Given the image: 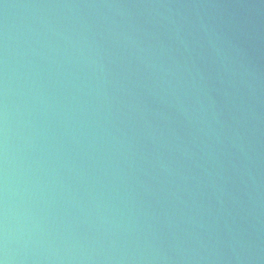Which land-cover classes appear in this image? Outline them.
Instances as JSON below:
<instances>
[{"label":"water","instance_id":"1","mask_svg":"<svg viewBox=\"0 0 264 264\" xmlns=\"http://www.w3.org/2000/svg\"><path fill=\"white\" fill-rule=\"evenodd\" d=\"M264 264V0H0V258Z\"/></svg>","mask_w":264,"mask_h":264},{"label":"clouds","instance_id":"2","mask_svg":"<svg viewBox=\"0 0 264 264\" xmlns=\"http://www.w3.org/2000/svg\"><path fill=\"white\" fill-rule=\"evenodd\" d=\"M0 264H8L6 255L3 258H0Z\"/></svg>","mask_w":264,"mask_h":264}]
</instances>
